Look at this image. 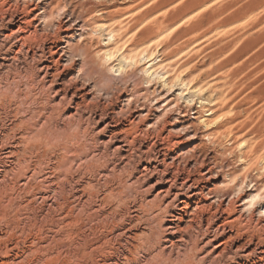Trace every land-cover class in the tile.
Returning <instances> with one entry per match:
<instances>
[{"label":"rangeland","instance_id":"obj_1","mask_svg":"<svg viewBox=\"0 0 264 264\" xmlns=\"http://www.w3.org/2000/svg\"><path fill=\"white\" fill-rule=\"evenodd\" d=\"M17 1L22 4H33L32 6L38 4L39 7L35 14L42 12L43 6L53 11L50 16L45 18L46 20L41 17L36 24L40 25V32H42L44 28H46V31H50V29L51 31L55 30L53 29L54 27L48 29L49 23L50 25H56L62 22V28L59 32L63 39L60 41V46L64 47V49L67 46L66 41L69 39L71 44H75L79 39L82 42L87 38L93 42L92 56L94 59H96V55L94 54L97 50H105V48H111L112 50L118 47L116 49L118 51L120 48V52H114L115 49L112 51L113 60L105 62L101 58L98 59L100 69L98 75H95L98 77L93 78V80L92 78L82 79L80 77L79 68L81 67V62L78 60L75 61L76 64L73 68L67 69L72 66L71 57L67 54L62 60V64L64 65L62 69L66 68V73L63 76L64 81L73 83L80 89L82 88L81 90L87 94L86 101L89 104H98L100 108L106 107L113 116L122 119L126 124L131 122L137 128L148 127L152 133L161 132L164 137H169L174 143L172 147L173 154L179 157L180 165L191 168L192 171H195L196 167H199L200 172L206 173L207 179H205L204 184H217L215 195L218 196L220 203L224 202L225 207H227L231 198L237 201L236 206L240 208V204L246 201L249 203L250 199L248 196H251V194L252 196H256L253 200L254 202H252L253 205L247 204L246 206L248 207H244L245 212L248 211L243 215V219L249 220V211H252L255 206L261 205L259 207L262 214L258 212H256V216L253 214V225L260 226L263 224L262 226H264V221H262L264 219V0H209L208 3L204 4L202 1L204 2L205 0H10L11 3ZM89 3L91 6H96L97 12L96 10L87 11L90 7ZM193 5L195 7H192ZM189 7L192 8V12L183 16L174 27L172 26V28L167 29L169 31L162 34L161 38L160 36L154 37V41H150L145 46L141 45L140 47V45H137L136 47L139 48L136 50L133 44H136L140 40V33L149 25L151 26L152 21H154L152 22V26L154 27L157 25L155 23L164 24L169 20V17L175 14L180 15L182 14L181 11L187 8L190 9ZM107 11L115 13L113 20L109 17ZM178 11L180 14H178ZM71 12H74L73 16ZM76 13L77 15H75ZM86 15L89 16L87 17ZM83 18L89 20L90 25L80 29L82 27L80 26L82 25V21L80 20H84ZM116 18L119 19L117 20ZM140 18L141 21L137 22ZM155 18H158V21ZM144 19H147L148 25ZM99 22L104 26L107 25V30L103 31L100 28L101 24ZM112 28L120 39L117 46L113 41V43L110 42V45L107 44L109 40L107 33ZM117 32L119 35H117ZM81 33L84 36L80 38L79 34ZM71 34L74 36L72 37L73 39L68 37ZM102 34L105 36H101ZM130 47L135 50L132 51L134 56L131 54L134 57L133 60L121 61V54L127 53ZM61 53L62 50L59 51L56 58H59ZM138 55L139 57L136 58ZM147 60L149 62L145 63ZM150 62L153 63L151 64ZM153 65L154 74L153 70L150 71L149 69ZM155 66L157 70H155ZM148 69L149 75V72L147 73ZM1 83L0 95L2 97L3 95H7L8 92H12L8 91V88L6 89L4 83L2 84L3 86ZM27 83H29V80L24 77L19 80V84H14L11 87L14 91L13 93H19L20 91L22 103L24 101L23 104L25 106L19 103L21 101L8 102L7 100L5 101V98L2 100L0 96L2 100H0V155H2L1 153H3L2 151L6 145V139L1 133L4 132L6 127L9 128V125L11 126L14 120L18 121L23 118L25 112L22 109L33 108L35 101L31 100L40 94V89L37 85V87H34ZM163 83H166L167 86ZM197 85L202 88L203 92L201 95L194 96L192 90ZM26 95L28 96L26 97ZM29 97L31 98L29 99ZM210 99L212 102H209ZM17 111L21 112V114ZM14 112L18 114V117L15 116ZM209 114H218L216 115L218 121L213 122L214 124L198 122L197 117H204L206 119L209 117ZM20 115L24 116L19 117ZM206 124L209 125L207 126ZM60 126V130H63L64 127L65 133L70 134V136H67L70 140L66 137L67 143L63 142V146L68 147V155H72V157L68 156L71 158L70 160L75 159L73 156L84 155V153H81V149L83 148H85L83 151H86L85 155L94 150L95 144L93 141L95 135L93 134L92 124L88 126L85 123L83 124V128L76 127V125L65 127L63 123H60ZM15 131L18 133L21 129ZM211 131L212 135L210 134ZM91 140L92 143H90ZM87 143L92 148L86 147ZM57 146L63 148V146ZM57 146L52 152L57 155L59 151L58 155H62L65 150L60 148V151ZM1 148L3 149L1 150ZM89 148L91 151H89ZM39 151V153L38 151H34L35 153L33 154L26 153L31 155L35 164L40 159L37 163L38 166H40V161H45L46 164L42 162L41 167L43 166V169L46 168L48 170L50 167L48 164V153L44 155L42 149ZM90 160L78 162L83 167L77 162L74 164V168H83L82 170L77 169L79 170L77 171L73 168L74 174H77L76 177L78 176L77 178L81 179L84 176L83 181L85 182L95 180L96 178L99 179V177H95L96 171L94 172V169L92 171L89 168V165L93 164H90L93 161ZM88 161L90 162L89 164ZM106 162L109 164V170H112L110 167L111 162L108 159H106ZM134 165L138 170L141 168L140 163H135ZM131 167L134 168L133 165H130L128 170L127 168L112 170L113 172H110L111 174L109 179L105 180L106 182L104 181V177H102L100 188L97 189V196L102 197L107 192L108 187L114 191L116 198H126L129 205L133 202L140 204V201H144L145 198L151 199L153 190L146 193L145 190L141 189V185L133 182V176L137 174V170ZM85 169H89L91 172L87 173L88 171ZM38 174V178H40V173L38 172ZM6 182L10 183L11 181L7 180ZM6 182L0 184V227L2 229L5 228L4 230H6L9 227L12 230L13 228L18 235L21 232L22 236H25V234L30 233L31 227L34 226L32 224H35L36 227L38 224V228H43L44 233L47 232L45 236L49 240L54 253L62 251L63 257L68 256V254L71 256L72 261L70 264H103L106 259L104 253L106 248L102 249L100 247L104 239V235H102L103 231H94L97 226V228L101 229L102 227L99 226V222L95 218L93 222L88 221L89 211L81 207L74 211L72 219L76 220V224L74 222L71 227L74 235H72V240H68L61 235L47 231L52 216L48 217L51 218L48 220V218L39 217V215L36 216L33 213L25 211L21 206L25 194L19 193V195L17 190L11 189ZM105 184H108L107 187ZM213 200L215 199L211 201ZM117 202V199H115V201L109 204L110 206L106 204L107 206L105 205L106 207L104 208L106 210H113L116 214L120 213L122 211L120 210L121 205L117 204ZM123 207L125 209L126 205H123ZM193 207L195 208V206ZM193 207L189 213L192 212ZM155 208H157V205H155ZM147 209H149L148 212H151L150 208L147 207ZM234 214L232 216H236ZM74 216L78 219H75ZM29 217L32 218L29 219ZM35 217L36 219L39 217L37 221ZM39 224H41L40 227ZM6 225L8 226L7 228ZM100 225H102L101 221ZM154 225L156 227L157 224ZM184 226H186V223L183 224ZM111 228L112 226H109L107 232ZM132 231H135V229ZM51 241H53V244ZM57 241L62 244L57 243ZM60 248L61 250H59ZM189 256L183 255L180 257V260L159 259L154 263L187 264L186 262L190 259Z\"/></svg>","mask_w":264,"mask_h":264},{"label":"bare ground","instance_id":"obj_2","mask_svg":"<svg viewBox=\"0 0 264 264\" xmlns=\"http://www.w3.org/2000/svg\"><path fill=\"white\" fill-rule=\"evenodd\" d=\"M208 1L205 0L202 3H208ZM32 5L30 3L22 4L18 1L11 3L10 0H0V82H2L1 85L4 83L8 91H12L11 93H6L7 95L2 94L3 97L0 96L2 100L5 98V101L7 100L8 102L21 101L19 102L21 104L20 91L19 93H13L14 91L11 87L14 84H19V80L24 77L29 80L27 84L34 87L37 85L40 89V94L31 100L35 101V106L25 110L22 109L25 112V116L20 115L19 117L23 118L18 121L14 120L11 126L9 123V128L6 127L4 132L2 131L3 133H1L6 139V145L4 144V149L1 148L3 153L0 155V184L10 180V183H6L11 189L17 190L18 194H25L21 205L25 211L36 216L39 215V217L48 218L52 216V219L48 218L51 221L47 231L61 235L68 240H72V235H74L71 231L74 222L76 224V220L72 219L74 211L80 207L89 211L88 221L93 222L95 218L99 222V226L102 227L101 229L97 228V226L94 231H103L104 239L102 243L100 241V247L102 249L106 248L104 250L106 259L103 264H155L154 262L159 259L180 260L183 255H190V259L186 262L187 264H264V226H262L263 224L260 226L253 225V214L255 216L256 212L262 214L259 207L261 205L255 206L252 211H249V220L243 219V215L248 211L245 212L244 207L247 204H252L256 196H252V194L248 196L250 199L249 203L246 201L240 204V208L236 206L237 201L231 198L229 204L225 207L224 202L220 203L218 196L215 195L217 184H204L205 179H207L206 173L200 172L199 167L192 171L191 168L180 165L179 157L173 154L172 147L174 143L169 137H164L161 132L152 133L148 127L137 128L131 122L126 124L122 119L113 116L106 107L100 108L98 104H89L86 101L87 94L81 90L82 88L80 89L73 83L64 81L63 76L66 73V68L62 69L64 56L69 54L72 61V66L67 69L73 68L76 64L75 61L78 60L81 62V67L79 68L80 77L82 79L92 78L93 80V78L98 77L95 75H98L100 69L98 59L101 58L105 62L113 60L112 51L115 49L114 52H116L118 47L112 50L111 48L97 50L94 54L97 60L92 56L93 42L87 37L82 42L79 39L80 41L78 40L75 44H71L70 39L67 40V46L64 49V47L60 46V41L63 38L59 32L63 23L60 22L56 25L52 23L50 25L49 23L48 29L54 27L53 29L55 30L46 31V28H44L40 32V25H37L36 22L41 17L45 19L50 16L53 11L43 6V11L35 14L39 6L38 4L36 6ZM90 7L87 11L96 10V6L90 5ZM192 7L195 6L193 5ZM189 8L181 11L182 14H180L179 10L178 14L180 15H172L164 24L155 23V25L157 24L156 27L152 26V22H154L152 21L151 26L149 25L140 33V40L136 44H132L135 47L137 45L141 47V45L145 46L150 41H154V37L160 36L161 38L162 34L169 31L167 29L174 27L183 16L192 12V8ZM102 10L104 11V9ZM71 15L73 16L74 12H71ZM109 17L113 20L115 13H109ZM116 19L118 20L119 18ZM157 19L156 21H158ZM80 21H82L80 29L90 25L89 20ZM140 21L141 18L137 20V22ZM100 22L99 24H101ZM146 23L148 25V22ZM139 25L141 26V24ZM106 26L101 24L100 28L104 31L107 30ZM117 26L121 27L120 25ZM117 35H119L118 32ZM79 36L81 38L84 34L81 33ZM101 36L105 35L102 34ZM68 37L72 38L74 36L71 34ZM107 37H109L108 45L113 41L117 46L120 42L113 28L107 33ZM138 48L136 47V50ZM60 50H62L61 56L56 58ZM132 51L135 50L130 47L127 53L121 54L120 60L124 62L132 61L134 58ZM144 55L146 54L144 53ZM138 57L139 55L136 58ZM146 62H149V60ZM153 67L154 65L149 67L150 71L153 70ZM155 70H157L156 66ZM192 91L194 96L201 95L203 92L198 85ZM210 100L209 102H212ZM23 103L21 105H24ZM19 113L21 114V112ZM216 115L209 114L206 119L197 117V120L200 123H215L218 121ZM15 116L18 117V114ZM60 123H63L65 127L76 125V127L82 128L85 123L88 126L92 124L93 134L95 135L93 141L95 144L94 150L85 155L86 151H83L85 148H80L81 153H84V155H78L76 156L77 158L73 156L75 159L70 160L68 147L63 146V142L67 143L68 140L65 139L70 134L65 133L64 127L63 130H60ZM17 129H21V131L17 133L15 131ZM210 134L212 135V131ZM90 143H92V140ZM87 144L86 147H90L89 143ZM57 145L63 146V148L60 147L65 150L62 155H58L59 151L57 155L52 152ZM57 147L59 148V146ZM41 149L44 151V155L48 153L49 163H47L50 166L47 165L49 167H47L48 170L46 168L43 169V166V168L41 167L43 161H40V166H38L39 157H37L39 160L37 159L38 161L36 160L37 163L35 164L31 155L26 153L33 154L35 153L34 151L39 153ZM50 152H52L51 155H49ZM89 159L93 160L91 163L88 161V164L93 163L89 165V168L92 171L94 169V172L96 171L95 177H99V179L96 178L85 182L83 181L84 176L80 179L77 178L78 176L76 177L77 174H74V170L79 169V167L74 168V164ZM106 159L111 162L110 167L114 171L118 170V168H127L128 170V167L133 165L134 168H131L137 170V174L133 176V182L141 185V189L145 190L146 193L153 190L152 198H145L144 201H140V204L133 202L129 205L126 198L115 197L114 191L107 187L109 183L105 184L108 189L107 192L102 197L97 196V189L100 188L102 177H104V181L108 180L112 171L109 170V164ZM45 160L47 161L46 158ZM169 160L171 161L169 162ZM135 163L141 164L139 170L135 167ZM84 164L86 165L87 163ZM90 170L88 169V172H86L89 173ZM38 172L40 173V178H38ZM144 182L145 184H143ZM115 199L118 201L117 204L121 205L120 210H122L121 212L118 210L120 213L117 214L113 210L104 208L107 206L106 204H111ZM212 199L215 200L211 201ZM123 205H126L125 209ZM155 205H157V208H155ZM147 207L150 208L151 212H148L149 209ZM192 207L193 210L189 213ZM19 211L21 212V210ZM25 211L23 212L25 213ZM233 213L236 216H232ZM187 217L189 218L186 219ZM100 221L102 225H100ZM152 222H154L153 225L157 224L156 227L152 225ZM184 223H186V226L183 227ZM7 225L6 228L8 227ZM32 225L35 226L31 227L34 229H31L30 233L25 234V236H22L21 232L18 235L13 228L10 230L8 227V229L4 230L5 228L2 229L0 227V264H70L72 261L71 256L66 252L68 256L63 257L62 251L54 253L49 240L45 236L47 232L44 233L43 228H38V224L37 227L35 224ZM43 226L45 225L43 224ZM109 226H112V228L107 232ZM134 229L135 231H132ZM51 243L53 244V241ZM57 243L61 242L57 241Z\"/></svg>","mask_w":264,"mask_h":264}]
</instances>
